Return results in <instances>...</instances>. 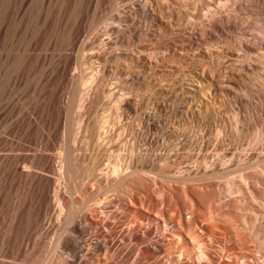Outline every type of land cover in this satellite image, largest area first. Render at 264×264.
<instances>
[{
	"label": "rangeland",
	"instance_id": "obj_1",
	"mask_svg": "<svg viewBox=\"0 0 264 264\" xmlns=\"http://www.w3.org/2000/svg\"><path fill=\"white\" fill-rule=\"evenodd\" d=\"M190 2L176 0L171 11L158 2L157 24L164 32L144 40L153 46L175 47L179 57L164 61L170 79L147 88L132 84L130 77L122 87L111 78L110 92L117 94L121 87L126 99L120 103V118L108 126L115 135L107 136L108 141L102 136L111 157L90 144L80 145L83 123L74 130L77 159L87 160L90 151L101 150L104 169L109 162L122 156L129 159L139 151L149 172L146 176L132 175L119 186L101 177H77L82 181L78 183L75 175L64 178L65 174L61 181H54L57 168L51 153L65 134L62 99L67 86L54 73L40 93L32 95L28 88V113L18 117L7 130L9 137L0 142L7 152L0 155V264H241L242 260L264 264V32H260L264 0ZM210 9L222 12L210 17ZM245 41L251 44L249 49ZM164 62L161 67L166 68ZM201 62L208 84L203 91L189 81L168 89L179 76L177 69L201 71ZM110 66L116 71L113 61ZM87 67L86 63L88 71ZM138 88L140 93L146 91V97L132 95ZM187 91L193 92L192 100ZM112 94L100 101L111 104L104 113L111 116L116 103ZM134 99L141 120L133 121L136 131L143 133L140 136L130 126L122 130L117 126L132 121ZM147 99L154 110L155 102L168 103L154 111L145 105ZM146 109L155 115L157 130L144 131ZM85 110L76 111L82 121L90 117ZM217 158H223L222 162L218 164ZM22 161L28 162V175L17 170ZM184 171L198 172L196 178L210 171L213 179L205 175L200 181L184 178L181 182L183 178L173 175ZM68 211L74 214L66 219ZM77 217L85 219V224L89 221L82 237L72 230ZM241 217L251 229L242 226ZM79 242L82 245L77 248Z\"/></svg>",
	"mask_w": 264,
	"mask_h": 264
},
{
	"label": "bare ground",
	"instance_id": "obj_2",
	"mask_svg": "<svg viewBox=\"0 0 264 264\" xmlns=\"http://www.w3.org/2000/svg\"><path fill=\"white\" fill-rule=\"evenodd\" d=\"M160 1L166 5V10L171 11L173 10L171 5L176 0H0V142L9 137L7 130L17 121L18 117L28 113V88L32 95L37 90L40 93L43 90V86L49 83L50 76L55 73L59 76L60 80L65 81L67 89L66 93L63 94L64 97L62 96L65 115V134L60 137L61 139L56 150L51 153V158L56 163L55 169L57 168L53 180L57 181L59 178H62L60 177L61 174H65L66 177L64 178L73 176V178L79 177L81 180L101 177L102 179H106L111 185L117 186L118 184L121 185L122 182L124 183L127 179L129 180V177L132 175H134L133 177L135 175L146 176L149 172L141 161L144 156L142 152V154L139 151L135 152L132 157L130 155L129 159L127 158L128 156H122V160L119 157L120 159L109 162L105 168L103 167L104 169L101 168V154L99 153L102 150V152H106L103 153L108 154V148L104 146V143L102 144V136L105 139L107 136L109 139H112L113 135H115V131H111V126L110 128L108 126L110 123H115L111 121H115L121 114L120 103L125 99H123L125 92L121 87L125 81L127 82V78L130 77L132 84L135 83L138 86H145L147 88H149L148 85H152V88L153 86L155 88L160 81L168 80L171 77L170 70L166 66L167 62L165 63L164 61L169 58L172 59L171 56L173 57V55L179 57L175 52V47H169L171 45L164 43V45L156 43L158 45L154 44L153 46V44L151 45L144 41L159 38L161 31L164 32V30L159 28V23L157 24V21L160 22L159 13H157V3ZM181 1L186 2L187 0ZM189 1L194 2L196 0ZM221 6L223 7L224 3ZM218 10H211V13H207L210 17H217L221 11ZM186 18L187 16L185 20ZM169 29L170 27L166 25L165 30L168 31ZM262 30L260 32H264V29ZM112 34L114 35L112 36ZM132 38L137 39V42L133 41ZM244 45L248 49L249 45L251 46L247 42ZM252 47L255 46L252 45ZM164 49L170 51H168V55ZM162 51H164V54ZM111 61L116 64V71L110 66ZM162 62L165 63L167 69L161 67ZM86 63L88 64V71L84 68ZM202 69L203 67L201 71L196 72H190L189 69L183 68L177 69L179 76L172 80L175 82L168 89L181 88L184 81H189L191 86L195 87L197 91L201 89L203 91L202 86L207 84L205 82L207 75L205 70ZM111 78L116 79V84H121L119 89L117 87V91H119L114 95L112 94L113 92H110V87H108L112 80ZM140 91L142 90H139V88L135 89L132 95L137 97ZM190 93L193 92L187 91V96L192 100L194 95ZM111 94L115 96L114 101H116L112 105V110L114 111V115L112 114V116L110 114L107 115V113L104 114L109 102L100 103L101 100L108 98ZM140 94L144 95L146 91L144 94ZM134 100L133 102L131 101L130 108L136 115L134 114L131 120L133 121L135 117L136 120H141V118L137 119L140 112L138 103L136 102L137 99L135 102ZM148 101L147 99V103L145 102L146 106L149 105ZM162 101L160 103L155 102V106H153L155 110L159 111L166 107L168 102ZM82 107L86 109L85 113L90 116L84 121H82L81 115L77 113L78 109ZM150 107L152 108V105ZM91 108H95V111L92 112ZM97 108H99L100 112ZM147 112L148 110L145 113ZM91 113L92 115H90ZM106 115L111 117H107ZM152 115L148 112L147 116H145L147 120L145 121L144 118L143 122L147 129H144V131L157 130L159 128L157 121L154 119L155 117H153L155 115ZM109 118H111L110 121ZM134 121L132 123L129 121L122 125L119 124L117 126L121 127V129H117L122 130V128L125 129V127L130 126L134 134L136 133L137 136L143 135L139 131L140 129L136 131L137 127L135 128ZM81 123L83 124L81 125ZM78 125H81V129L84 131L83 137L79 140L80 145L90 144L95 147L94 149H101L97 153L99 149L93 151L91 147L92 151L89 152L87 160H81L83 159L81 157L77 159L78 156L74 153V144L78 141L74 130ZM134 134L131 135L135 138ZM107 139L106 141H108ZM133 147L131 148L133 149ZM91 152L94 153L90 154ZM98 154L99 156H97ZM0 155H7V152H4V149L1 147ZM111 155L112 153L110 156L108 154L109 157ZM221 159L223 158H217V163ZM17 170L20 173L28 175V162L22 161L18 165ZM209 172L206 173L205 171L202 175L204 177L207 175L209 178ZM213 173L215 174V170L211 171V174ZM173 175L179 179L183 178L179 180L181 182H184V178L190 179L189 181H193L194 179L200 181L204 178L201 176H198L201 178H196L198 172L192 171L178 172ZM218 175L215 174L214 176L218 178ZM239 175L242 176L244 174ZM189 176L190 178H188ZM210 177H212L210 179H213V175ZM244 177H240L243 178L242 181H245L246 178ZM79 178L75 179L78 180V183ZM205 179L207 180V178ZM81 180L80 182H82ZM227 180L231 181L230 178ZM75 184L77 183H74V186H76ZM230 185L228 184V186ZM71 188L74 189L73 186ZM227 189L228 192H232V188L229 187ZM250 195H252L251 192ZM70 211H68L66 219L73 216L74 211ZM84 220L81 217L76 221L74 219L72 225V230L78 233L79 237L87 233L89 221L85 224ZM239 221L243 227L251 229L245 218L241 217ZM235 227L238 228V224ZM250 231L252 232V230ZM250 234L252 235V233ZM258 243L260 242L258 241ZM81 245L79 242L77 248H80ZM244 262L242 260L241 264L246 263Z\"/></svg>",
	"mask_w": 264,
	"mask_h": 264
}]
</instances>
